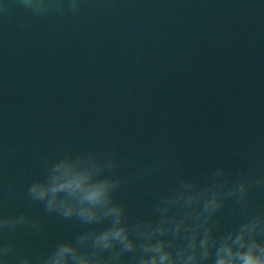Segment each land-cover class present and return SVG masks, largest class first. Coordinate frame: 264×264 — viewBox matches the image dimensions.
<instances>
[{
    "label": "water",
    "instance_id": "95a60500",
    "mask_svg": "<svg viewBox=\"0 0 264 264\" xmlns=\"http://www.w3.org/2000/svg\"><path fill=\"white\" fill-rule=\"evenodd\" d=\"M93 152L117 159L129 223L158 219L180 180L264 177V0H0V216L39 225L0 231L14 257L108 226L27 197L53 162L97 179ZM260 212L254 184L247 205L225 202L217 234Z\"/></svg>",
    "mask_w": 264,
    "mask_h": 264
},
{
    "label": "clouds",
    "instance_id": "9594fccd",
    "mask_svg": "<svg viewBox=\"0 0 264 264\" xmlns=\"http://www.w3.org/2000/svg\"><path fill=\"white\" fill-rule=\"evenodd\" d=\"M88 154L97 161V179L91 174L70 176L53 162L43 180L30 184L27 197L63 219L75 218L83 225L108 222V226L90 228L75 242H61L51 253L36 257H14L13 242L0 244V264H124L126 253H134L129 264H264V240L258 239L264 235V212L217 234V216L225 202L231 198L237 205H247L252 186L264 185V177L233 182L224 168H216L203 186L192 179L180 180L156 203L153 212L158 219L129 223L125 205L114 197L124 183L112 174L117 159L103 152ZM157 171L158 166H149L141 176ZM27 224L39 226L26 213L0 216V231Z\"/></svg>",
    "mask_w": 264,
    "mask_h": 264
}]
</instances>
